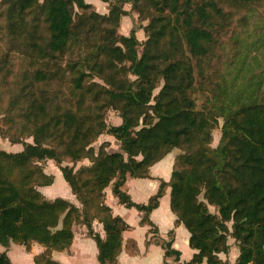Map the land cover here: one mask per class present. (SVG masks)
I'll return each instance as SVG.
<instances>
[{"label":"trees","instance_id":"obj_1","mask_svg":"<svg viewBox=\"0 0 264 264\" xmlns=\"http://www.w3.org/2000/svg\"><path fill=\"white\" fill-rule=\"evenodd\" d=\"M36 1L17 0V5L27 10ZM180 1L171 0L169 9L172 13L178 14ZM185 1L182 10L184 14L181 15L186 28V43L192 54L199 55L205 52L209 34L205 29L194 26L195 9L192 0ZM209 6H212V2L197 7L202 22L208 20ZM75 7L86 9L89 4L84 0L45 1L46 19L51 33L48 47L52 53H65L79 40ZM83 20L84 16L81 15L78 21ZM148 30L152 34L140 56L136 49L140 42L135 32L130 37H121L125 50L114 45L98 48L100 53L115 55L113 63L130 62L129 70L136 76V80L128 84L113 83L114 87L117 86L115 98L123 101L122 123L109 129L104 125L97 128L94 123L86 126V121L92 119L91 115L83 118L80 113L72 111L64 114L63 125L58 120L54 124L62 127L61 135L70 134L69 140L72 143L79 137L88 139L85 143L88 152L83 158L90 159L91 166L86 165L77 170L73 164L80 160L77 152L72 156L75 157L72 165L64 166V159L54 149L45 147L40 139H36L35 144L26 145V149L18 154L0 151L1 155L17 161L18 168H21L18 182L0 178V243L5 247L11 243L23 245L27 250L38 243L45 250L35 258V264H58L51 258L52 251L69 247L74 238L73 226L84 224L97 243L99 264H114L122 250V234L130 227L122 218L114 216L106 205V189L112 187L113 195L121 204L142 212V223L151 226L152 231H157L149 216L158 206L165 187L170 186L171 209L177 216V222L189 231L190 246L198 251L192 264H200L204 259L209 264H224L218 254L229 252L230 235L235 238L240 250L236 264H264V109L261 105L248 109L241 107L234 117L230 115V119L225 122L221 145L215 150V158H209L208 152L203 150L194 157L191 155L193 151L190 143L203 130L204 125L189 97L191 74L189 70H182L180 65L173 63L161 70L165 84L155 98L156 104L151 108L157 122L145 123L140 130H135L139 126V119L132 120L127 114L129 109L149 105L157 87L153 73L157 68L156 59L160 55L157 49L161 32L153 28V23L149 24ZM87 63L89 60L86 59ZM95 65L92 71H95ZM72 68L76 69V63ZM78 73L74 82L76 90L83 87L85 76L82 70ZM105 134L120 141L122 152H108L109 142L102 143L98 152L95 150L93 143ZM181 147H186L191 154L176 156L170 182H162L160 190L148 204L133 202L122 190L128 177H149L150 168L154 164L172 153L174 148ZM139 155H142L141 160H137ZM181 159H185L192 167L184 180L194 174L200 182L206 183L208 200L219 208V218L209 213L206 207H197L196 211L191 209L186 193L182 195L180 180L183 181V172L178 170ZM34 160L56 162L81 204V209L62 198L49 200L38 190L52 185L54 178L46 174L43 167L31 165L33 162L30 161ZM3 170L1 166L2 175ZM180 194L185 198L182 199ZM189 214H192V218ZM94 220L103 224L105 238L94 232ZM231 221L233 232L227 226ZM164 248L169 256L172 253L171 243L164 244ZM0 264H13L6 252L0 253Z\"/></svg>","mask_w":264,"mask_h":264},{"label":"rangeland","instance_id":"obj_2","mask_svg":"<svg viewBox=\"0 0 264 264\" xmlns=\"http://www.w3.org/2000/svg\"><path fill=\"white\" fill-rule=\"evenodd\" d=\"M45 1L37 0L26 10L17 5V0H0L2 152L18 154L26 149V145L40 139L45 147L54 149L64 159V166L72 165L75 160L72 156L76 152L80 158L73 163L77 170L91 166L90 159L83 158L88 152L85 146L88 139L79 137L72 143L70 134L61 135L62 127L54 124L58 120L63 125L64 114L72 111L83 118L91 115L86 126L94 123L97 128L104 125L109 129L122 123L123 101L115 98L117 86L113 83L128 84L134 82L136 76L129 70L130 62L113 63L115 55L100 53L98 48L114 45L124 49L121 37H130L135 32L140 42L136 47L140 56L152 34L148 30L150 23L161 32L157 49L160 55L153 73L157 87L149 105L129 109L130 118L139 119L135 130H140L145 123L157 122L151 108L165 84L161 70L173 63L191 74L189 97L204 127L190 143L193 154L181 147L174 148L172 156L191 154L196 157L203 150L208 152L209 158H215L228 117L232 114L234 117L241 107L248 109L261 105L264 109V0H192L194 26L209 34L205 52L199 55L192 54L186 43L181 15L185 0L180 1L178 14L170 11L171 0H84L89 7H75L74 12L79 40L65 53L49 50L51 33ZM205 2H212V6L207 9L208 20L202 22L197 7ZM81 15L84 20L79 22ZM86 59L89 60L87 64ZM75 63L76 69H73ZM93 64H96L95 71H92ZM81 70L85 72L83 87L76 90L74 82ZM104 142H109L108 152H122L120 141L112 135L100 136L92 146L98 152ZM141 159L142 155H139L137 160ZM16 162L0 154V167L4 168V175L0 174L2 180L18 182L21 168ZM30 162L50 173L58 170L54 161ZM191 168L185 159L180 160L182 195L186 193L192 210L206 207L219 218V208L208 200L206 183L200 182L194 174L184 180ZM67 190L66 186L57 185L55 194L67 197ZM189 192L192 193L187 196ZM182 195L181 198H185ZM189 216L192 218V214ZM232 225V221L227 223L230 232H233ZM229 244L238 245L232 235L228 237Z\"/></svg>","mask_w":264,"mask_h":264},{"label":"crops","instance_id":"obj_3","mask_svg":"<svg viewBox=\"0 0 264 264\" xmlns=\"http://www.w3.org/2000/svg\"><path fill=\"white\" fill-rule=\"evenodd\" d=\"M170 153L161 161L154 164L149 171V177H128L122 190L127 193L133 202L148 204L155 196L162 182L168 184L171 180L176 156ZM52 161V160H48ZM53 162V161H52ZM44 169L45 173L53 176L52 185L40 187L39 191L49 200L62 198L81 209V204L65 181L61 170ZM67 187L66 195H56L55 187ZM105 203L110 207L114 216L122 218L130 227L122 234V250L114 264H192L197 250L190 246V233L171 209V188L166 186L164 194L159 198L158 206L150 213L149 219L157 231L151 226L142 223L144 214L135 208H127L121 204L112 193V187L105 191ZM94 232L105 238L103 224L98 220L92 223ZM74 238L69 247L64 250H53L52 260L58 264H99V249L96 241L89 235L84 224H75L72 228ZM171 243L172 253L166 255L164 244ZM228 253H219L218 257L224 264H236L240 255L238 245L231 246ZM45 248L34 243L30 250L25 246L11 243L5 247L0 243V253L6 252L13 264H35V258L44 252ZM179 254V255H178ZM177 256L178 259H177ZM200 264H209L204 259Z\"/></svg>","mask_w":264,"mask_h":264}]
</instances>
